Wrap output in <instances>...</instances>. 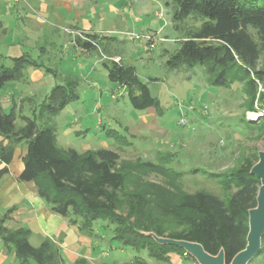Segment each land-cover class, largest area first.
<instances>
[{"label": "rangeland", "instance_id": "1", "mask_svg": "<svg viewBox=\"0 0 264 264\" xmlns=\"http://www.w3.org/2000/svg\"><path fill=\"white\" fill-rule=\"evenodd\" d=\"M57 1L0 0V66L14 67L15 59L27 61L24 75L0 92L4 112H15L16 127L31 118L39 128L53 129L61 147L81 154L99 149L118 152L121 166L135 173L143 164L142 184L128 186L153 200L155 214L157 203L169 206L183 193L204 191L226 198L220 177H230L246 158H259L264 152V109L258 100L251 108L245 83L217 88L202 67H168V55L201 21L191 17L177 29L166 0H69V6L62 1L60 8ZM85 33L98 35L95 50L78 44L79 36L87 38ZM257 42L262 69L264 43ZM113 60L136 68L139 79L160 101L158 110L132 106L127 90L109 79L105 63ZM69 82L78 83L79 99L50 116L43 111L49 94ZM257 84L263 94V84ZM26 149L25 143L17 145L13 172L23 170ZM149 163L157 168L144 166ZM30 228L34 232L30 242L38 247L43 228L40 224ZM59 243L61 238L56 239ZM62 248L65 264H136L135 257H144L149 264H199L186 251L157 262L146 252L123 250L115 242L109 245L103 233L100 239L82 238L77 246ZM249 264H264V239L260 254Z\"/></svg>", "mask_w": 264, "mask_h": 264}, {"label": "trees", "instance_id": "2", "mask_svg": "<svg viewBox=\"0 0 264 264\" xmlns=\"http://www.w3.org/2000/svg\"><path fill=\"white\" fill-rule=\"evenodd\" d=\"M165 5L172 8L177 29L191 17L201 21L199 28L179 42L174 53L167 52L168 67L173 70L202 67L208 82L217 88L245 83L251 108L258 100L264 109V93H258L257 84L264 86V68H258L257 42L264 43V0H166ZM84 35L86 39L81 36L77 39L80 47L95 50L98 35ZM15 61L14 67L0 66V92L24 75L26 59ZM105 67L110 81L127 90L136 110L160 108V101L152 96L148 83L139 79L134 66L113 60L106 62ZM235 69L239 79L231 77ZM77 85L69 82L55 86L43 111L56 116L78 100ZM15 118L14 110L11 114L4 112L0 99V136L14 139L0 143V165H5L0 169V180L10 173L8 167L15 160L17 145L25 143L24 167L18 182L33 183L49 211L66 219L80 236L95 240L100 239L101 233L107 234L109 245L115 242L123 250L146 252L157 262L169 259L170 254L186 252L177 246L160 245L148 233L200 244L212 256L224 251L226 264H231L246 249L249 213L257 208L261 187V181L251 173L259 162L257 155L246 158L230 177H220L226 198L204 191L183 193L169 206L163 201L157 203L155 214L153 200L138 190H129L128 186L142 184L140 168L146 171L143 164L135 173L121 166L118 152L99 149L81 154L61 147L53 129L39 128L31 118H24L25 125L17 128ZM144 166L157 168L152 163ZM16 210L14 207L0 218L4 248L14 250L19 264H65L60 247L52 239L44 237L40 246L34 247L29 228L13 230L6 226ZM166 225L171 231L168 234ZM134 262L149 264L144 257H135Z\"/></svg>", "mask_w": 264, "mask_h": 264}, {"label": "crops", "instance_id": "3", "mask_svg": "<svg viewBox=\"0 0 264 264\" xmlns=\"http://www.w3.org/2000/svg\"><path fill=\"white\" fill-rule=\"evenodd\" d=\"M39 1L41 2L46 0ZM62 1L65 2V5H70L69 0H59L57 1L59 2L58 8L63 7ZM1 27H3V23L0 24V28ZM85 32L93 31L85 30ZM2 142L3 140H0V143ZM4 144L6 145L7 141H5ZM23 156H21V163ZM12 164L8 167L10 173L0 180V210H2L5 214L8 210L14 207L17 208V210L13 214L14 217L12 215L11 219L7 223H17L21 227L29 228L32 231V236L34 235V232L30 228V226L39 227L40 224V226H42L43 228V230H40L42 232V234L40 235L42 241L44 237H48L56 243V239L61 238V242L63 243H59V246L62 250V255L63 253H66L64 252L66 250H63L62 245L65 247L77 246L80 242V239L87 238L80 236L76 228L70 226L66 219L49 211L47 205L38 196L36 187L33 183L18 182L17 177L22 171L13 172L11 168ZM3 167H5V165H0V169H2ZM1 217L2 215L0 214V218ZM0 264H19L16 260V257L14 255L12 256V252H8L7 250H5L4 246L1 243V240Z\"/></svg>", "mask_w": 264, "mask_h": 264}, {"label": "water", "instance_id": "4", "mask_svg": "<svg viewBox=\"0 0 264 264\" xmlns=\"http://www.w3.org/2000/svg\"><path fill=\"white\" fill-rule=\"evenodd\" d=\"M251 173L261 181V187L257 198V208L249 213L248 245L239 253L231 264H249L261 251L262 238L264 236V152L259 154V162L252 168ZM160 245L177 246L193 256L199 264H226L224 251L218 256L208 254L197 243L177 241L169 238H160L150 235Z\"/></svg>", "mask_w": 264, "mask_h": 264}, {"label": "built area", "instance_id": "5", "mask_svg": "<svg viewBox=\"0 0 264 264\" xmlns=\"http://www.w3.org/2000/svg\"><path fill=\"white\" fill-rule=\"evenodd\" d=\"M16 1H18V0H16Z\"/></svg>", "mask_w": 264, "mask_h": 264}]
</instances>
